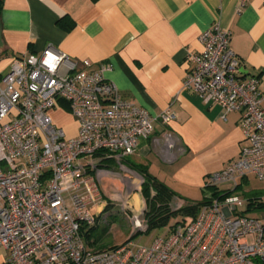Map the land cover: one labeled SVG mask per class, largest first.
<instances>
[{"label":"built area","instance_id":"built-area-1","mask_svg":"<svg viewBox=\"0 0 264 264\" xmlns=\"http://www.w3.org/2000/svg\"><path fill=\"white\" fill-rule=\"evenodd\" d=\"M246 1L238 0L239 6ZM198 42L200 52L187 53L193 66L183 88L218 104L223 119L238 111L247 144L208 175L203 187L217 194L207 192L195 217L150 244L128 239L104 249H95L85 234L104 210L100 179L113 173L105 162L132 155L158 121L167 124L175 115L167 109L152 116L122 98L104 76L110 64L91 69L90 60H72L49 45L12 56L9 70L0 73L5 264H264V191L251 199L236 192L250 174L264 180V91L256 78L238 76L230 32L219 22L203 30ZM57 108L74 119L72 135L52 117ZM165 142L175 144L170 136ZM229 184L232 189L222 187ZM248 203L252 211H246Z\"/></svg>","mask_w":264,"mask_h":264},{"label":"crops","instance_id":"crops-1","mask_svg":"<svg viewBox=\"0 0 264 264\" xmlns=\"http://www.w3.org/2000/svg\"><path fill=\"white\" fill-rule=\"evenodd\" d=\"M215 22L230 32L238 76L256 78L264 91L263 0L242 6L238 0H3L0 73L9 70L12 56L39 53L48 45L72 60H90L91 69L110 64L104 76L122 98L152 116L167 109L175 115L167 124L158 121L154 133L125 157L126 164L143 166L175 193L178 204L197 201L189 197L202 199L208 175L235 160L247 144L238 111L223 119L218 104L183 88L193 66L187 53L200 52L198 36ZM165 136L175 144L166 143ZM111 211L105 209L98 219L106 223ZM7 259L0 247V264Z\"/></svg>","mask_w":264,"mask_h":264},{"label":"rangeland","instance_id":"rangeland-1","mask_svg":"<svg viewBox=\"0 0 264 264\" xmlns=\"http://www.w3.org/2000/svg\"><path fill=\"white\" fill-rule=\"evenodd\" d=\"M54 119L64 128L68 136L73 134L75 123L67 110L64 108L55 109ZM127 156L111 157L107 160L105 162L106 166L111 168L113 173L100 179L103 191V209L112 211L106 217L107 225L101 220L102 217L100 220L98 219L99 222L96 223L95 227L99 226L98 229L94 230L93 237L100 232L102 227H107V235L102 240V245L106 248L119 245L128 239L135 245H147L155 237L164 236L170 226L169 224L163 225L144 232V224H146L144 216L146 210H148V200L141 192L143 187L142 177L127 167L125 162ZM222 187L232 189L231 184ZM261 190H264V180L250 174L247 177V183H244L236 192L243 197V192H260ZM152 193L153 190L151 189L150 194ZM189 198L200 200L201 194H195ZM170 202L174 211L180 210L182 204H178L173 199ZM98 210V206L92 208L93 213H97ZM188 220L189 218L186 221ZM173 222L174 219L170 221V224ZM143 229L144 231H142ZM134 233L137 234L132 236ZM95 249H99V246H96Z\"/></svg>","mask_w":264,"mask_h":264},{"label":"trees","instance_id":"trees-1","mask_svg":"<svg viewBox=\"0 0 264 264\" xmlns=\"http://www.w3.org/2000/svg\"><path fill=\"white\" fill-rule=\"evenodd\" d=\"M3 0H0V11L2 8ZM131 170L135 171L139 174L143 181H142V194L148 200V210L145 212V222H146V229L144 232H148L149 230L163 226V225H170L172 227L175 223L179 221H185L188 218L191 219L195 217L198 207L204 203V199L206 197L207 192L216 195L215 188L205 186L202 188V199L197 201H188L181 205L180 210L174 211L171 208L170 200L173 199L175 193L167 187L164 183L159 181L156 177L150 175L146 169L137 164H132L131 166L127 165ZM153 190V193L150 194V190ZM149 194V195H147ZM148 196V197H147ZM253 206L248 203L246 211H252ZM174 219V222L170 224V221ZM107 225V224H106ZM97 227L91 228L86 234L85 237L88 243L94 247L99 246V249H104L106 246L102 245L103 238L107 235L108 232L107 227H102L100 232L93 237L94 230L98 229ZM134 233L132 236L136 235ZM131 236V237H132Z\"/></svg>","mask_w":264,"mask_h":264}]
</instances>
